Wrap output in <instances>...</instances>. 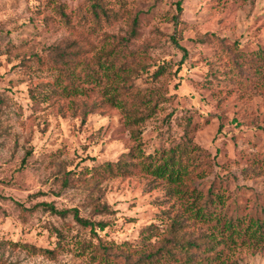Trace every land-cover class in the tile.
Returning a JSON list of instances; mask_svg holds the SVG:
<instances>
[{
    "label": "rangeland",
    "instance_id": "obj_1",
    "mask_svg": "<svg viewBox=\"0 0 264 264\" xmlns=\"http://www.w3.org/2000/svg\"><path fill=\"white\" fill-rule=\"evenodd\" d=\"M94 1L0 0V264H124L172 240L180 215L203 264H264V0H102L111 20ZM68 65L77 94L58 91ZM143 103L136 139L126 112ZM188 138L199 167L181 183L138 157L108 169Z\"/></svg>",
    "mask_w": 264,
    "mask_h": 264
},
{
    "label": "trees",
    "instance_id": "obj_2",
    "mask_svg": "<svg viewBox=\"0 0 264 264\" xmlns=\"http://www.w3.org/2000/svg\"><path fill=\"white\" fill-rule=\"evenodd\" d=\"M178 9L179 11H182V0L177 1ZM92 8L94 15L98 20L102 19L103 17L105 19L111 20L112 18H115L116 14L108 12L107 8L104 6V2L102 0H96L92 3ZM136 25H137V17L134 18V25L132 27L131 35L135 36L136 31ZM130 39V37L127 38V41ZM124 40V39H123ZM123 40H121V43H124ZM175 42L179 47H181L184 50V57L187 55V50L184 46L180 45L178 41L175 39ZM115 61L114 59L110 61L109 67H114L112 69L113 74L116 73V67H115ZM104 65V64H103ZM104 68H107L106 66ZM96 70H89L87 69V75L94 76L96 74ZM111 71V69H110ZM59 74L57 76L58 80V91L62 94L70 95V94H77L78 91H81L82 88L78 85V78L81 75V72H78L76 69L74 70L72 66L68 65L66 67H62L59 70ZM158 73V71L156 72ZM119 79L116 81V87L113 88L114 91L112 92V98L120 101L122 103H127L124 98H120V81H125V75H118ZM117 77V78H118ZM119 81V82H118ZM52 91H54L53 88H51ZM31 95L35 99H43L42 96L47 95V92L45 90H31ZM149 102L147 101L146 104ZM121 104V103H119ZM143 103L141 106L138 104H133L129 109H127L126 112V125L131 129L132 135L138 139L139 134H136V130L134 126L140 124L142 121H144L147 117L150 116V114L153 112V110L147 105L143 110ZM118 105V104H117ZM124 105V104H123ZM192 140L186 139L184 142L178 144V146L171 148L169 150H166L161 154L159 157H153L151 154L145 155L142 150L139 148L132 149L131 152H128L129 154H125L123 158H120L115 164H110L108 166V169L112 171H124V170H130V166L133 164L130 163V159L134 157H138L139 162H134L135 164L140 165V169L142 171L151 173L156 179L159 181H164L167 183H175L178 184L184 181V179L188 178L190 175H192L197 167H199V164H197L195 160V156H193V159L191 158L193 154L190 153V145ZM25 159V158H24ZM172 189V187H170ZM172 191V190H171ZM45 208L51 210L53 213H57L59 215L65 216L69 212H73L74 217L76 220L83 225H90L91 229L95 228L94 221L83 218L79 215L77 208L72 209H59L57 208L53 203L44 202ZM21 207L24 208L23 204L20 203ZM105 209L106 206H105ZM201 206L197 208V213L199 214V217L203 216V212L201 210ZM190 216L186 217L183 215H180L177 220V223L175 227L172 228L170 231L171 235L175 236L172 240L167 241L164 243V245L157 246L151 250H149L145 254H141L140 257L135 258L133 260L127 261L124 264H161V262H166V259H170L172 257V262L170 264H203V256H196V252H189L188 247L190 246L189 240L186 239L185 234H182L177 229L181 225V223L187 219H189ZM101 223V222H98ZM258 227L263 226V223L261 221H258ZM102 224V223H101ZM100 224V225H101ZM198 245V244H196ZM177 249H180L179 252H177ZM216 254L215 256L209 258H206L207 263L206 264H237L235 261H230L228 259H220L218 261L217 258H219ZM217 257V258H216ZM182 258V260H180ZM211 259V260H210ZM217 259V260H216ZM123 264V263H122Z\"/></svg>",
    "mask_w": 264,
    "mask_h": 264
}]
</instances>
